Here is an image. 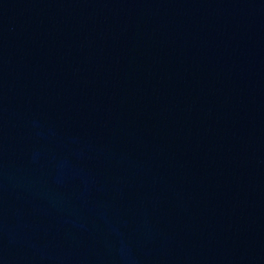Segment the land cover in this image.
I'll use <instances>...</instances> for the list:
<instances>
[{
    "label": "water",
    "instance_id": "obj_1",
    "mask_svg": "<svg viewBox=\"0 0 264 264\" xmlns=\"http://www.w3.org/2000/svg\"><path fill=\"white\" fill-rule=\"evenodd\" d=\"M0 264H264V0H0Z\"/></svg>",
    "mask_w": 264,
    "mask_h": 264
}]
</instances>
